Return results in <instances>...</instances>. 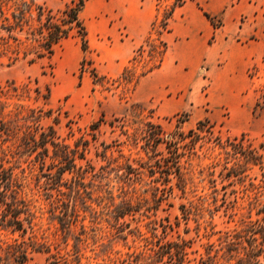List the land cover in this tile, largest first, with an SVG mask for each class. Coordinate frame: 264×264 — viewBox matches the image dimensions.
Returning a JSON list of instances; mask_svg holds the SVG:
<instances>
[{
  "label": "rangeland",
  "instance_id": "1",
  "mask_svg": "<svg viewBox=\"0 0 264 264\" xmlns=\"http://www.w3.org/2000/svg\"><path fill=\"white\" fill-rule=\"evenodd\" d=\"M77 1L36 0L53 11ZM172 2L157 0L153 29L138 36L86 0V51L73 32L49 57H0V191L21 223L0 203V264H264V58L231 109L206 108L209 121L160 114L149 82L136 88L147 74L122 78L150 65L145 41ZM50 129L75 167L54 159ZM251 149L261 165L244 159Z\"/></svg>",
  "mask_w": 264,
  "mask_h": 264
},
{
  "label": "crops",
  "instance_id": "2",
  "mask_svg": "<svg viewBox=\"0 0 264 264\" xmlns=\"http://www.w3.org/2000/svg\"><path fill=\"white\" fill-rule=\"evenodd\" d=\"M93 1L108 17L119 18L129 34H147L153 24L157 0ZM204 14L220 18L222 25H213ZM169 22V30L160 35L167 44L161 66L142 77L136 88L149 82L148 94L157 100L158 113L187 111L195 122L210 120L208 107L231 109V99L249 91V67L264 58V0H186ZM105 33H115L113 23ZM211 36L215 42L208 43ZM207 79L210 85L202 95ZM179 90L187 92L185 99L176 97ZM234 107L247 112L244 105Z\"/></svg>",
  "mask_w": 264,
  "mask_h": 264
},
{
  "label": "trees",
  "instance_id": "3",
  "mask_svg": "<svg viewBox=\"0 0 264 264\" xmlns=\"http://www.w3.org/2000/svg\"><path fill=\"white\" fill-rule=\"evenodd\" d=\"M84 1L78 0L76 3L72 2L73 5L53 11L43 4L37 3L36 0H0V57L8 55V63L18 60L20 54H22L21 58L32 56L29 62L49 57L53 53L54 46L61 40L73 36V32H76L79 37L82 51H86L88 47L87 30L79 18ZM185 1L173 0L169 9L164 13L165 18L160 22L159 26L161 29L156 31V39L145 41L150 47V65L135 78L127 76L129 71L125 69L123 71L125 77H122L124 80L128 82L133 80V83H135L139 77L160 67L167 51V44L160 39V35L163 31L169 30L167 20L171 18L175 8L182 6ZM204 15L209 20L212 19L209 15ZM154 25L153 23L152 29ZM19 35H23V39ZM143 51V45L141 44L136 49V52L141 55ZM131 60H135V57H132ZM255 106H258V102ZM50 132V134L44 135V140L54 148V159L61 165L64 164L62 169L65 168L66 164L75 167L73 157H70V152L54 141L52 129H50ZM228 144L230 147L242 148L241 142H230ZM242 154L247 162H251L253 165H261L262 154H258L254 149L243 150ZM0 203L4 204L6 210L10 211L12 215L6 222L19 229L21 223L15 219L17 216L15 213L19 210L5 202L3 191H0ZM22 258H25L24 254H22Z\"/></svg>",
  "mask_w": 264,
  "mask_h": 264
}]
</instances>
